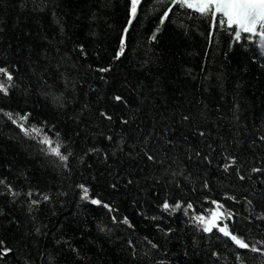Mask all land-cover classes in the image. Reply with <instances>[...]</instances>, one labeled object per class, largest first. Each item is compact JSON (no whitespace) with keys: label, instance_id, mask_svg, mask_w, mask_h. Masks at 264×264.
<instances>
[{"label":"trees","instance_id":"16d2710c","mask_svg":"<svg viewBox=\"0 0 264 264\" xmlns=\"http://www.w3.org/2000/svg\"><path fill=\"white\" fill-rule=\"evenodd\" d=\"M127 3L0 0V67L14 73L17 85L8 95L0 93V178L20 193L13 200L0 185V240L11 249L0 252V264H239L237 251L245 264H261L257 254L236 248L215 230L204 233L190 218L209 214L211 200H217L235 213L237 234L264 239V221L255 218L264 212V172H251L264 168V58L254 59L258 50L247 42L229 50L231 37L219 29L209 43V21L189 19L180 9L151 42L164 9L144 0L126 53L114 61ZM110 64L107 73L96 70ZM116 95L126 103L115 101ZM54 96L62 97L63 106ZM6 112L30 114L26 127L42 133L26 136ZM44 133L53 140L59 133L61 151L72 153L67 168L42 151ZM145 137L156 162L144 155ZM225 153L238 161L227 173ZM80 184L89 189L88 200L81 199ZM42 194L50 200L29 212V200ZM245 197L259 206L253 211ZM165 199L194 207L187 216L182 210L169 214L160 208ZM112 216H126L134 227L113 223Z\"/></svg>","mask_w":264,"mask_h":264},{"label":"snow or ice","instance_id":"6c2138e0","mask_svg":"<svg viewBox=\"0 0 264 264\" xmlns=\"http://www.w3.org/2000/svg\"><path fill=\"white\" fill-rule=\"evenodd\" d=\"M36 3V0H33ZM110 3V0H108ZM144 0H128L127 3V12L128 19L126 25L122 29L121 38L119 41L118 50L113 57V60H120L122 56L126 53L127 47V38L129 35V30L133 25V22L137 19L138 14L143 11ZM156 4L162 7L164 10L162 15L159 16V24L156 26L154 31L152 32L149 40L151 42L157 41L158 35L161 33L163 26L166 21L170 19V15H175L176 10H184L189 19H197V20H207L210 24L211 31L209 32V43L212 42V37L215 34L216 30L219 29L229 34L231 37L229 43V50L236 45L241 44L243 42H247L250 44H254L258 50L259 56L254 57V59L264 58V0H156ZM53 16L56 17V23L60 26L61 31L64 30V25L61 17L53 12ZM93 19L95 16L92 17ZM82 55L86 56L87 51L83 44L77 46ZM227 55V53H225ZM261 67H264V63L260 64ZM101 73H107L112 70V65L110 64L107 67H102L96 69ZM103 79V77H101ZM17 85L14 79V73L8 67H0V93L4 95H8L10 89L15 88ZM115 101L123 102L124 98L120 95H116L113 97ZM62 97L54 96V102L62 103ZM87 105H85V108ZM0 112H3V109H0ZM239 106L234 105V119L239 121L240 117L238 115ZM14 124H17L20 130L30 138H35L33 134L40 135L42 133V129L36 126L26 127V122L29 119L28 113L23 115L16 113L13 114L11 112L4 113ZM100 115L105 119L111 121L112 117L108 115L106 112H101ZM184 121H188L190 117L184 116L182 118ZM122 123H129L128 120H123ZM199 136L204 137L206 135L205 132L200 131ZM56 139L53 140L46 133L43 134V139L40 141L43 145L47 147L42 149L46 154H50L58 158L61 162V166L67 168L68 160L72 153L69 151L66 154L61 151V148L64 146L63 142L59 139V133H56ZM111 140V137H108ZM148 137H145L144 140V155L149 161L156 162L157 157L153 154H150L147 150L148 146ZM261 142H264V135L259 137ZM166 143H172L171 141H166ZM256 141H252L253 147H255ZM209 149L214 151L209 145ZM96 151V149H89V152ZM194 155L198 158L201 157L200 151H196ZM191 158V157H190ZM204 160L211 162L209 160V156L205 154L202 157ZM225 162L222 167L224 172H229L230 169L234 168L237 165V157L235 155L225 153L224 156ZM236 174L238 178L243 181L245 176L241 174V169L239 167L235 168ZM251 172L253 173H261L264 172V168L262 167H253L251 168ZM175 175V173H173ZM129 184L133 183L132 180L128 181ZM0 185H4L6 191L11 195L13 200L17 196L20 195L19 192L15 191L10 183H8L5 179L0 178ZM78 187L82 190V200L89 199V189L80 184ZM113 188H116V185H112ZM204 187H208V182H204ZM26 195L31 198L33 196V192L30 190L26 193ZM226 199H230L235 201L236 197L234 195L229 196L227 193L225 194ZM207 199V197H206ZM50 196L48 194H42L41 199H30L28 203L29 212L33 211L34 208L39 206L42 201H49ZM246 203L255 210V207L259 206V202L257 205H253V201L245 197ZM93 205H102L104 208L108 209L109 212L114 211L112 205L104 203L100 199H91L90 201ZM211 204L214 205V208L209 210V214L205 215L203 212L200 214H195L191 216V222L194 223L197 228L204 233L213 234L214 230L221 234L224 238H227L232 242V244L241 250H247L250 253L257 254L261 257V264H264V239L254 240L250 237L242 236L237 234V230L235 228V213L229 209L224 203H221L217 200H211ZM194 205L191 202H188L186 206L182 201H176L175 203H170L168 199H165L160 208L169 214L175 213L178 210H182L184 214L187 216L189 214V210L193 209ZM0 215H3V210L0 209ZM257 220L264 221V212H260L255 217ZM152 219H158L157 217H152ZM113 223H123L128 225L129 227H134L128 217H123L122 220L117 221L116 216H112ZM106 229L101 226L100 231H105ZM35 231L37 233L40 232L39 228H36ZM107 231H111V229H107ZM168 231H172V229H168ZM152 248H158L159 246L148 241ZM4 241L0 240V252H10L11 249L3 247ZM129 245L133 249V256L136 255L135 245L133 242L129 240ZM72 251L77 252V249H72ZM213 255H218V253H213ZM236 261L239 264H245V256L242 255L239 251L236 252ZM163 264V262H161Z\"/></svg>","mask_w":264,"mask_h":264}]
</instances>
